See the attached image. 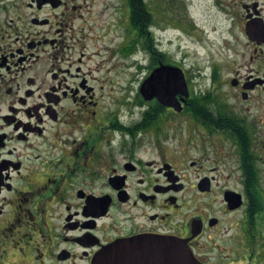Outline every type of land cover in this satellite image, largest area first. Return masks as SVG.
I'll return each mask as SVG.
<instances>
[{"label": "flooded vegetation", "instance_id": "obj_1", "mask_svg": "<svg viewBox=\"0 0 264 264\" xmlns=\"http://www.w3.org/2000/svg\"><path fill=\"white\" fill-rule=\"evenodd\" d=\"M207 1L177 109L107 94L95 0H0V264H264V0Z\"/></svg>", "mask_w": 264, "mask_h": 264}, {"label": "rangeland", "instance_id": "obj_2", "mask_svg": "<svg viewBox=\"0 0 264 264\" xmlns=\"http://www.w3.org/2000/svg\"><path fill=\"white\" fill-rule=\"evenodd\" d=\"M107 1H112L113 5L109 6L112 2L105 4V0H95L93 7L101 13L95 20L85 24L86 28L82 34H106L100 41L101 51L97 59L103 62L101 65H105V68L112 64L116 65L115 71L101 72L104 77L106 75V92L108 95L114 92L119 97L129 95L128 100L133 101L139 94L142 81L151 70L149 67L151 54L146 50L138 51L136 56L134 53L125 54V50L124 54L120 53L121 45L125 47L128 43V37L125 35L128 34L127 7L125 4H114L116 0ZM148 2L154 21L155 41L168 53L169 60L183 65L192 75H198L200 71H204V75H207L211 70L212 61L215 60V53L222 50L219 43L221 34H214L212 30L213 12L208 1L149 0ZM75 30L76 34H81L77 24ZM87 46L88 52L92 53L95 48L93 39L88 41ZM112 47L115 49L114 54ZM139 47L142 48L140 43ZM135 58H138L139 67L134 65ZM199 78L206 79L203 76ZM110 79L114 80L113 84ZM111 85L115 89L113 92ZM128 108L123 106V110ZM132 108H135L134 111H140L147 108V105L132 106Z\"/></svg>", "mask_w": 264, "mask_h": 264}, {"label": "water", "instance_id": "obj_3", "mask_svg": "<svg viewBox=\"0 0 264 264\" xmlns=\"http://www.w3.org/2000/svg\"><path fill=\"white\" fill-rule=\"evenodd\" d=\"M140 93L145 99L157 97L161 103L179 109L177 94H188L183 69L177 65L160 62L141 83ZM96 264L102 262L98 260Z\"/></svg>", "mask_w": 264, "mask_h": 264}, {"label": "trees", "instance_id": "obj_4", "mask_svg": "<svg viewBox=\"0 0 264 264\" xmlns=\"http://www.w3.org/2000/svg\"><path fill=\"white\" fill-rule=\"evenodd\" d=\"M145 14L149 17V21L145 19ZM136 17V24L139 29V41L143 44V47L148 49L151 53V59L153 65H156L159 60H165L167 61L166 54L164 52H161L157 47H155L153 43V35L148 36L150 34L148 32V27L151 22H153V17L151 12H149L146 8V5L143 3H139L137 5V13L135 14ZM134 21V18H133ZM143 29H146L145 31ZM142 39H144V42H142Z\"/></svg>", "mask_w": 264, "mask_h": 264}]
</instances>
